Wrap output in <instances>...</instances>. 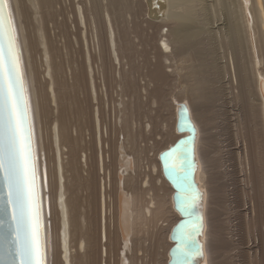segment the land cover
<instances>
[{
  "label": "bare ground",
  "instance_id": "obj_1",
  "mask_svg": "<svg viewBox=\"0 0 264 264\" xmlns=\"http://www.w3.org/2000/svg\"><path fill=\"white\" fill-rule=\"evenodd\" d=\"M8 2L47 264H264V0Z\"/></svg>",
  "mask_w": 264,
  "mask_h": 264
},
{
  "label": "snow or ice",
  "instance_id": "obj_2",
  "mask_svg": "<svg viewBox=\"0 0 264 264\" xmlns=\"http://www.w3.org/2000/svg\"><path fill=\"white\" fill-rule=\"evenodd\" d=\"M7 0H0V172L3 173L5 195L3 211L10 210L13 222L14 253L9 264H47L43 232V209L34 144V127L30 98L23 70L22 51L14 20ZM194 130V129H193ZM174 156L175 153H171ZM183 200V208L190 209L201 198L191 191ZM4 221L0 220V225ZM202 225L186 228L179 254L192 264L202 255L195 236Z\"/></svg>",
  "mask_w": 264,
  "mask_h": 264
},
{
  "label": "water",
  "instance_id": "obj_3",
  "mask_svg": "<svg viewBox=\"0 0 264 264\" xmlns=\"http://www.w3.org/2000/svg\"><path fill=\"white\" fill-rule=\"evenodd\" d=\"M10 10L9 2L7 0L6 11ZM11 12V11H10ZM5 185L3 181V173L0 172V197L5 195ZM5 203L3 199H0V220L4 221L3 225H0V264H9L12 256L9 255L11 250L14 253L15 245L13 243V222L11 219L10 210L7 214L3 211Z\"/></svg>",
  "mask_w": 264,
  "mask_h": 264
},
{
  "label": "rangeland",
  "instance_id": "obj_4",
  "mask_svg": "<svg viewBox=\"0 0 264 264\" xmlns=\"http://www.w3.org/2000/svg\"><path fill=\"white\" fill-rule=\"evenodd\" d=\"M226 95V107H230L231 106V104H230V102H229V98H230V96L228 95V94H225ZM228 109V108H227ZM235 142V141H234ZM243 142V141H242ZM235 190V189H234ZM233 190V191H234ZM243 209V208H242ZM226 217L227 216H232V217H237V216H235V214H234V210H232V209H229V213L228 214H226L225 215ZM235 218H233L234 219V222H237L236 221V219ZM239 218V217H238ZM244 223V224H243ZM241 224H243L241 227H243V229H245L246 227H247V225H246V221H245V219H243V222H242V220H241ZM240 225V224H239ZM238 225V226H239ZM240 254H243V255H240L239 257H240V259L241 260H239V258H238V264H257V259H256V255L254 254V255H250L249 253H246V252H242V253H240Z\"/></svg>",
  "mask_w": 264,
  "mask_h": 264
}]
</instances>
